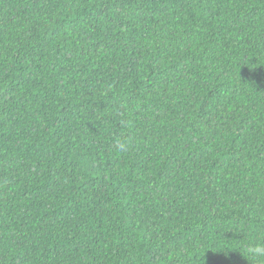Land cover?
I'll use <instances>...</instances> for the list:
<instances>
[{
	"label": "trees",
	"instance_id": "trees-1",
	"mask_svg": "<svg viewBox=\"0 0 264 264\" xmlns=\"http://www.w3.org/2000/svg\"><path fill=\"white\" fill-rule=\"evenodd\" d=\"M257 245L264 0H0V264Z\"/></svg>",
	"mask_w": 264,
	"mask_h": 264
},
{
	"label": "clouds",
	"instance_id": "clouds-1",
	"mask_svg": "<svg viewBox=\"0 0 264 264\" xmlns=\"http://www.w3.org/2000/svg\"><path fill=\"white\" fill-rule=\"evenodd\" d=\"M117 146L121 150L125 148V144L121 141H117ZM248 252L254 257H264V245H257L255 247H249Z\"/></svg>",
	"mask_w": 264,
	"mask_h": 264
}]
</instances>
